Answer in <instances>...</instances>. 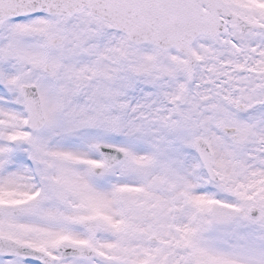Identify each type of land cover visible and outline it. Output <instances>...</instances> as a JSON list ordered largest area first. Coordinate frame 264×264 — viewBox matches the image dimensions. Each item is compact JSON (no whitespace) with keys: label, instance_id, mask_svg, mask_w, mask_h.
<instances>
[{"label":"snow or ice","instance_id":"6c2138e0","mask_svg":"<svg viewBox=\"0 0 264 264\" xmlns=\"http://www.w3.org/2000/svg\"><path fill=\"white\" fill-rule=\"evenodd\" d=\"M0 264H264V0H0Z\"/></svg>","mask_w":264,"mask_h":264}]
</instances>
